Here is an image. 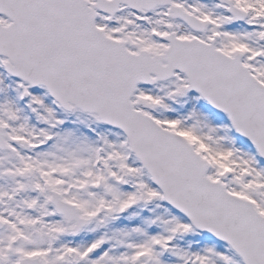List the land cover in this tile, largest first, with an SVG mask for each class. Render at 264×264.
<instances>
[{
    "label": "snow or ice",
    "instance_id": "snow-or-ice-1",
    "mask_svg": "<svg viewBox=\"0 0 264 264\" xmlns=\"http://www.w3.org/2000/svg\"><path fill=\"white\" fill-rule=\"evenodd\" d=\"M0 264H264V0H0Z\"/></svg>",
    "mask_w": 264,
    "mask_h": 264
}]
</instances>
